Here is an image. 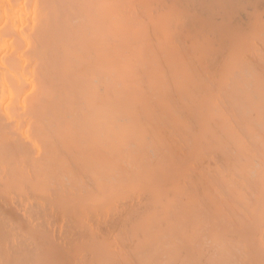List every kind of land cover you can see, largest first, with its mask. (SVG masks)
Segmentation results:
<instances>
[{"label":"bare ground","instance_id":"1","mask_svg":"<svg viewBox=\"0 0 264 264\" xmlns=\"http://www.w3.org/2000/svg\"><path fill=\"white\" fill-rule=\"evenodd\" d=\"M0 264H264V0H0Z\"/></svg>","mask_w":264,"mask_h":264}]
</instances>
